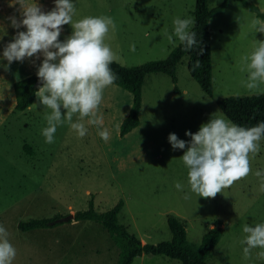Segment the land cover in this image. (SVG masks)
I'll return each mask as SVG.
<instances>
[{
    "label": "rangeland",
    "instance_id": "374dc122",
    "mask_svg": "<svg viewBox=\"0 0 264 264\" xmlns=\"http://www.w3.org/2000/svg\"><path fill=\"white\" fill-rule=\"evenodd\" d=\"M222 1L209 0V4L214 6ZM250 1L264 8V0ZM72 2L83 17L113 18L116 28L110 30L106 43L117 61L129 66L167 57L180 43L175 36L174 44L167 39V35L173 34V19H195L196 0ZM244 17L264 20L241 0H231L210 19L212 94L204 91L192 76L187 54L177 68L180 92L175 90L176 84L169 74L147 75L140 123L122 136L120 128L132 96L120 85L113 83L107 87L98 112L104 119L103 128L110 133L107 142L98 135L97 126L89 125L85 118L87 134L83 138L64 124L58 126L54 142L48 144L42 129L47 126L44 115L50 110L37 97L25 110L16 107L18 95L10 79H20L17 77L22 72L38 69L42 55L39 59L34 56L11 63L24 64L26 68L0 69L4 80L0 89V225L5 227L16 249L13 264H116L120 247L97 220L74 217L51 227H19L22 220L62 217L87 209L92 197L99 211H106L123 199L119 219L144 242L172 238L170 215L182 220L189 240L196 244L220 221L223 234L208 255L209 262L264 264V259L257 258L259 248L252 249L251 257L244 259L246 245L240 243L245 236L244 224L264 222V191H260L261 178L254 175L257 170L264 171V138L259 142L260 151L254 156L250 154L251 173L215 198L199 197L190 191L188 169L181 157L187 145L174 150L168 140L170 133H176L179 139L190 141L186 131L196 133L213 113L230 120L219 100L227 95L249 94L241 83L247 79V73L240 71V60L258 40H264V33L251 30ZM133 44L135 51L130 50ZM2 54L1 60L6 63ZM116 125L120 126L119 133ZM177 182L184 186L183 191L176 189ZM185 194L190 198L185 199ZM132 264L183 262L144 253Z\"/></svg>",
    "mask_w": 264,
    "mask_h": 264
},
{
    "label": "clouds",
    "instance_id": "9594fccd",
    "mask_svg": "<svg viewBox=\"0 0 264 264\" xmlns=\"http://www.w3.org/2000/svg\"><path fill=\"white\" fill-rule=\"evenodd\" d=\"M19 13L9 17L13 28L17 29L12 41L4 46L3 58L7 60L5 70L12 62H23L25 58L43 56L37 76L42 82L35 92L39 103L50 110L45 113L46 127L42 129L45 142L52 144L58 126L67 124L80 138L87 134L84 120L97 126L98 135L107 142L110 133L103 128L104 119L98 115L104 90L111 86L116 75L110 65L117 60L111 46L106 43L110 30L116 28L109 16H86L74 21L75 6L72 0H55V7L42 11L38 0H15L10 7ZM261 13H264L262 8ZM241 25V17H236ZM255 33H264V20L243 18ZM173 34L167 35L169 43H175V36L184 50H192L201 41L196 33L190 31L194 25L191 18L173 19ZM70 24L73 31L64 41L59 39L63 26ZM26 30H19L21 28ZM135 51V45L130 46ZM199 48L198 56L203 54ZM200 67L197 59L193 70ZM240 71L247 73L242 85L249 94H264V40H258L250 53L241 57ZM63 110V111H62ZM74 117L76 120L74 121ZM119 125H116L119 133ZM102 129V130H101ZM190 141L179 139L176 133H170L168 140L175 149H185L182 162L188 169V185L192 193L199 197L215 198L218 193L229 188L234 182L246 178L251 173L250 154L260 151V141L264 138V122L245 127L226 120L215 113L202 123L196 133L187 130ZM254 175L261 178L260 191H264V171L257 170ZM177 190L184 186L177 182ZM224 193V192H223ZM185 199L190 197L185 194ZM244 238L240 241L244 259L251 257V250L261 249L257 258L264 259V222L254 226H242ZM9 233L0 225V264H13L16 249L9 240Z\"/></svg>",
    "mask_w": 264,
    "mask_h": 264
},
{
    "label": "trees",
    "instance_id": "16d2710c",
    "mask_svg": "<svg viewBox=\"0 0 264 264\" xmlns=\"http://www.w3.org/2000/svg\"><path fill=\"white\" fill-rule=\"evenodd\" d=\"M231 0H223L217 5L211 6L209 0H196L194 25L190 31L196 33V38L201 41L192 50L185 51L182 44L175 46L169 55L162 59L149 60L140 65H125L114 61L110 68L116 75L114 83L128 89L133 93V104L129 114L124 118L120 133L122 136L131 131L140 123V111L143 103V89L146 77L152 72H164L171 76L175 90L180 92L178 86L177 68L181 59L189 55V70L192 76L200 83L208 94L213 92V60L210 19L215 13L226 8ZM249 9L255 11L264 19L261 8L250 0H241ZM59 39L65 38L60 35ZM203 47V54L198 56L199 48ZM200 60V67L193 70L196 60ZM37 73L15 82L18 92L16 107L20 110L28 108L36 99L35 92ZM219 105L227 117L237 125L251 127L259 122H264V94L262 95H227L219 100ZM124 205L121 199L113 207L106 211H99L95 207L94 199L90 200L89 208L77 210L74 213L76 219H94L103 224L109 231L114 241L120 247V258L116 264H132L137 256L144 253L166 255L179 259L183 264H217L207 260L212 249L219 242L223 234V225L220 221L206 232L200 244L193 243L188 238V231L182 220L176 215L168 218L173 236L171 239L157 243L144 242L137 234L131 232L127 225L119 219V213ZM61 216L30 218L19 222L22 230L38 227L55 226L62 221ZM71 221V219H70ZM219 223V224H217Z\"/></svg>",
    "mask_w": 264,
    "mask_h": 264
},
{
    "label": "crops",
    "instance_id": "0c3cea01",
    "mask_svg": "<svg viewBox=\"0 0 264 264\" xmlns=\"http://www.w3.org/2000/svg\"><path fill=\"white\" fill-rule=\"evenodd\" d=\"M38 2L40 4V6L42 7V11H45V12L50 11L55 7V0H38ZM10 3H15V0H0V33L2 32V34L0 35V39H1V42H0V69H3L4 65H6L8 63V62L3 63L1 60V53H3L4 46L9 42L8 38H10L11 36H14L15 33L17 32V29L12 27L11 22L8 18L13 16V15H16V17L18 19L20 18L19 13L16 12V8H19V5L17 4V5H15V7H10L9 6ZM81 17H83V16H81L77 12V9H75V14L73 16L74 21L81 19ZM19 30H26V28L22 27ZM72 31H73V29H72L70 24L64 25L62 32H61V35L63 37H65V39H66L69 35H71ZM17 68H26V67L24 64H15V65H10L9 70H13V69H17ZM37 72H38V69L33 70V71H30V70L24 71L21 74H19L17 78L23 79V78H26L32 74L37 73ZM20 79H16L15 77H12L10 80H11V83H14V85H15V82L20 80ZM3 81H4L3 78L0 76V89L3 85ZM114 84H116V83H114ZM144 85H145V83H144ZM130 93H131L130 95L132 96V103L130 105L126 106V111H128L127 115L129 114L131 107H132V104H133V93L131 91H130ZM17 95H18V92H17ZM142 108H143V103H142L141 111H142ZM141 111H140V115H141Z\"/></svg>",
    "mask_w": 264,
    "mask_h": 264
},
{
    "label": "water",
    "instance_id": "95a60500",
    "mask_svg": "<svg viewBox=\"0 0 264 264\" xmlns=\"http://www.w3.org/2000/svg\"><path fill=\"white\" fill-rule=\"evenodd\" d=\"M36 84H37L38 86H41L42 82L38 79L37 82H36ZM72 218H74V213H73V212L70 213L69 215L62 216V217L60 218V220H61V221H65V220H70V219H72Z\"/></svg>",
    "mask_w": 264,
    "mask_h": 264
}]
</instances>
